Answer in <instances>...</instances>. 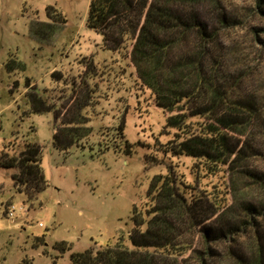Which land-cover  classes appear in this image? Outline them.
Instances as JSON below:
<instances>
[{"label": "rangeland", "instance_id": "rangeland-1", "mask_svg": "<svg viewBox=\"0 0 264 264\" xmlns=\"http://www.w3.org/2000/svg\"><path fill=\"white\" fill-rule=\"evenodd\" d=\"M88 2L0 0V152L16 156L24 142L38 144L47 183L29 196L14 184L18 169L0 161V264H67L72 252L118 239L129 246L132 209H155L147 188L168 167L171 195L189 205L165 201L154 212L170 223L167 235L182 252L169 261L234 264L230 250L250 256L254 220L264 233L257 217L264 186L256 178L264 174V15L256 1L205 0L200 8L209 27L220 29L225 87L250 104L232 112L240 123L229 141L240 153L226 164L164 152L175 130L164 126L166 114L140 84L130 45L110 51L87 28ZM218 11L228 24L217 22ZM208 121L193 118L192 128ZM67 126L77 129L74 144L61 148L54 134Z\"/></svg>", "mask_w": 264, "mask_h": 264}, {"label": "trees", "instance_id": "trees-1", "mask_svg": "<svg viewBox=\"0 0 264 264\" xmlns=\"http://www.w3.org/2000/svg\"><path fill=\"white\" fill-rule=\"evenodd\" d=\"M255 1L264 15V1ZM204 4L205 0H89L85 24L102 36L105 49L114 51L130 45V62L140 84L150 90L155 107L166 114L164 126L175 130L165 153L226 164L232 155L238 157L240 153L229 141L228 132L240 123L232 112L241 104L245 108L250 104L232 98L231 84L225 87L228 75L221 69V55L216 51L221 45L220 29L209 27L200 9ZM216 15L222 26L230 21L221 11ZM79 108L80 112L83 106ZM196 117L209 121L193 129L192 119ZM58 131L54 135L59 147L74 144L70 141L76 136V128L60 127ZM117 131L124 135L123 122ZM60 136H68L69 142L59 140ZM124 144L132 146L126 139ZM40 152V146L31 142H24L16 156L0 152L3 165L18 169L13 177L15 186L29 196H35L47 184ZM256 178L264 186V174ZM173 182L170 167L150 180L146 196L156 207L143 215H136L135 207L132 209L130 247L118 239L105 247L72 252L67 264H172L169 260L179 258L182 252L174 250L173 238L167 235L170 223L154 212L164 208L165 201L189 208L186 200L171 195ZM247 209L256 210L251 205ZM257 212L264 222V212ZM253 224L256 247L248 257L230 250L234 264H264V233L261 235L257 228L258 221ZM62 244L56 247L63 250ZM48 264L58 263L53 258Z\"/></svg>", "mask_w": 264, "mask_h": 264}]
</instances>
